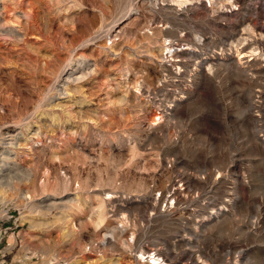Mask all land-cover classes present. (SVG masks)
<instances>
[{"label":"rangeland","instance_id":"1","mask_svg":"<svg viewBox=\"0 0 264 264\" xmlns=\"http://www.w3.org/2000/svg\"><path fill=\"white\" fill-rule=\"evenodd\" d=\"M255 39L264 0H0V264H264Z\"/></svg>","mask_w":264,"mask_h":264},{"label":"bare ground","instance_id":"2","mask_svg":"<svg viewBox=\"0 0 264 264\" xmlns=\"http://www.w3.org/2000/svg\"><path fill=\"white\" fill-rule=\"evenodd\" d=\"M239 1V0H238ZM17 24V23H16ZM248 39L249 38H244V40L246 41H248ZM253 43H260V44H262L263 45V47H264V42L263 41H261L260 39H255V41L253 42V40L252 41H250L249 42V45H252ZM257 47H255V48H252L250 51H247V50H245V49H241V50H239V54H241V56L242 57H246V55L247 54H249L248 56H254L255 58H257L258 56H264V52H262V51H257V49H256ZM183 51V50H182ZM175 53H177L178 54V51L177 52H175ZM158 119V118H157ZM159 119H161V117L159 118ZM112 195V194H111ZM110 197H112V196H110ZM66 215V214H65ZM65 216H63V218H64ZM99 217H100V219H103L104 218V212H102V211H100V214H99ZM67 220V219H66ZM125 221V220H124ZM68 222V221H67ZM123 222V221H122ZM67 224V223H66ZM66 224H64V228H63V235L64 236H66V234H67V231H69L70 229L69 228H67L66 229ZM126 222H125V226H126ZM74 226H75V224H72L71 225V229L72 228H74ZM63 227V226H62ZM68 233H70V232H68ZM139 252V255L136 257V259H138L139 261H142V262H146V263H148V264H170L168 261H166L165 259H163V258H161L157 253H148V255H147V251L146 250H144V249H141L140 251H138ZM121 262V261H120ZM131 263V262H130ZM119 264H121V263H119ZM133 264V263H132Z\"/></svg>","mask_w":264,"mask_h":264}]
</instances>
